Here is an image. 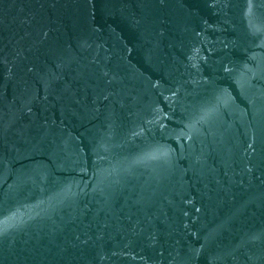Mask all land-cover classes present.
I'll use <instances>...</instances> for the list:
<instances>
[{
  "label": "water",
  "instance_id": "1",
  "mask_svg": "<svg viewBox=\"0 0 264 264\" xmlns=\"http://www.w3.org/2000/svg\"><path fill=\"white\" fill-rule=\"evenodd\" d=\"M0 264H264V0H0Z\"/></svg>",
  "mask_w": 264,
  "mask_h": 264
}]
</instances>
